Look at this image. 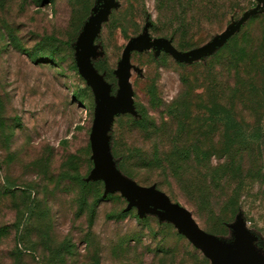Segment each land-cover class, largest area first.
Segmentation results:
<instances>
[{
  "label": "rangeland",
  "instance_id": "374dc122",
  "mask_svg": "<svg viewBox=\"0 0 264 264\" xmlns=\"http://www.w3.org/2000/svg\"><path fill=\"white\" fill-rule=\"evenodd\" d=\"M127 89L110 177L264 262V0H0V264H213L100 176Z\"/></svg>",
  "mask_w": 264,
  "mask_h": 264
},
{
  "label": "water",
  "instance_id": "95a60500",
  "mask_svg": "<svg viewBox=\"0 0 264 264\" xmlns=\"http://www.w3.org/2000/svg\"><path fill=\"white\" fill-rule=\"evenodd\" d=\"M110 7L111 5L109 4L105 8L100 9L99 11L103 9L107 11ZM259 7H260L259 5L256 6L252 11L248 12L246 16H248L252 12L258 11ZM243 19L244 18H241L238 21L237 26H239L243 22ZM231 34L232 31L226 33L225 35H223V37H221L218 41H216L213 44V46L220 44L221 42L226 40ZM90 37H88L86 40H82L81 46L85 45ZM127 50L128 49L126 48L123 53L124 65H126ZM170 52L174 55L173 51ZM186 54L187 53H183L180 56L184 57L186 56ZM88 79L90 83L97 88V90H99L100 88L105 92V90L101 88L100 85L96 82L94 77L89 76ZM101 86L104 87V85ZM99 96H100L99 109L100 111L103 110V113L100 118L101 121L99 123V127L96 129V135L92 145V154L96 161V167L100 172V176L103 178L107 187H109L111 191L121 192L131 201V203L137 204L141 210H152L170 219L172 222L176 224V226L179 228L181 232L185 233L198 248L202 249L204 253L208 257H210L213 264H264L263 261H258L250 258L251 245H250V240L245 233H241V236L237 239V244H238L237 250L230 251L229 249L225 248L217 241L206 236L204 232L200 230L198 225L192 219L191 215L185 209L180 208L176 205L169 204L165 200L164 195L153 190L134 188L129 185L127 187L121 186L120 184L115 182L112 179V177H110V174L106 169L107 160L104 158L103 153H101L102 151L98 145V140L104 128L106 127L108 121L111 119V117L118 112L124 113L129 111L131 106L130 105L131 101H130L128 89H127V106L122 109H113L112 107L109 106V104H106L103 96L100 93ZM180 219H183L185 222H187V225L183 224V222Z\"/></svg>",
  "mask_w": 264,
  "mask_h": 264
},
{
  "label": "bare ground",
  "instance_id": "6f19581e",
  "mask_svg": "<svg viewBox=\"0 0 264 264\" xmlns=\"http://www.w3.org/2000/svg\"><path fill=\"white\" fill-rule=\"evenodd\" d=\"M104 12H106V11H104ZM97 24H98V23H96V25H97ZM95 27H96V26H95ZM95 27H94V28H95ZM87 33H88V31H87ZM87 33L85 34V38H84L83 40H85V39H87V38L89 37L88 34H90V33H88V34H87ZM101 91L104 92L103 90H101ZM104 93H105V92H104ZM104 93H103V94H104Z\"/></svg>",
  "mask_w": 264,
  "mask_h": 264
}]
</instances>
